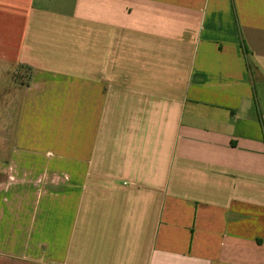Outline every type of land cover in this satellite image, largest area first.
I'll list each match as a JSON object with an SVG mask.
<instances>
[{"label":"crops","instance_id":"obj_1","mask_svg":"<svg viewBox=\"0 0 264 264\" xmlns=\"http://www.w3.org/2000/svg\"><path fill=\"white\" fill-rule=\"evenodd\" d=\"M0 64V264H264V0H0Z\"/></svg>","mask_w":264,"mask_h":264},{"label":"rangeland","instance_id":"obj_2","mask_svg":"<svg viewBox=\"0 0 264 264\" xmlns=\"http://www.w3.org/2000/svg\"><path fill=\"white\" fill-rule=\"evenodd\" d=\"M30 69L0 64V152H9L22 111V94L29 84Z\"/></svg>","mask_w":264,"mask_h":264}]
</instances>
